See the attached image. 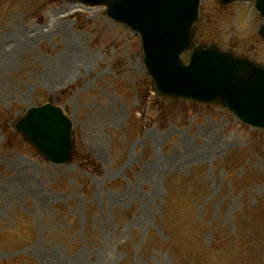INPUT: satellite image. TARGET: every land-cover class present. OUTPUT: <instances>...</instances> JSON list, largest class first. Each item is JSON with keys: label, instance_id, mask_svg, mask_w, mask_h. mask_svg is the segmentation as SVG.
I'll list each match as a JSON object with an SVG mask.
<instances>
[{"label": "rangeland", "instance_id": "374dc122", "mask_svg": "<svg viewBox=\"0 0 264 264\" xmlns=\"http://www.w3.org/2000/svg\"><path fill=\"white\" fill-rule=\"evenodd\" d=\"M253 1L200 0L196 41L264 64ZM49 98L69 163L14 128ZM0 264H264V129L157 98L139 37L101 7L0 0Z\"/></svg>", "mask_w": 264, "mask_h": 264}, {"label": "water", "instance_id": "95a60500", "mask_svg": "<svg viewBox=\"0 0 264 264\" xmlns=\"http://www.w3.org/2000/svg\"><path fill=\"white\" fill-rule=\"evenodd\" d=\"M76 1L105 5L108 16L141 34L145 65L157 94L220 102L241 121L264 127V67L215 47L193 45L199 0ZM256 6L264 17V0H257ZM260 33L264 36V23ZM190 47V62L184 64L179 54ZM16 126L48 160L71 159V121L61 108L51 103L29 108Z\"/></svg>", "mask_w": 264, "mask_h": 264}]
</instances>
